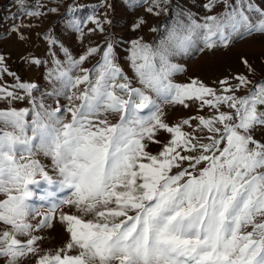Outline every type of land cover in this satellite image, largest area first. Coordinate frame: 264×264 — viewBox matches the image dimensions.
<instances>
[{
  "label": "snow or ice",
  "instance_id": "obj_1",
  "mask_svg": "<svg viewBox=\"0 0 264 264\" xmlns=\"http://www.w3.org/2000/svg\"><path fill=\"white\" fill-rule=\"evenodd\" d=\"M242 21L249 30L264 33V18L249 26L247 18L233 12L209 16L203 24H177L155 47L134 42L131 59L143 89L172 104L188 107L185 101L196 99L217 111L221 105L233 110L211 119L191 118L212 134L207 144L182 131L191 127L190 120L169 126L150 95L117 82L127 78L111 59V45L95 83L77 97L82 104L72 111L70 123L56 128L36 113L28 136L26 110L0 111V125L12 128L0 132V194L6 196L0 200V223L7 226L0 232V259L5 264H21L29 256L37 258L36 264H264V142L255 138L257 129L264 130V83L236 76L240 87L251 86L248 95L238 97L227 79L220 81L227 95H217L196 80L185 85L170 80L180 70L169 61L174 50L186 49L195 35L212 48L217 39H227L226 29L235 31ZM243 63L255 72L247 60ZM85 81L87 75L73 86ZM0 94L13 96L4 88ZM146 109L150 114L140 116ZM102 110L119 114V122L89 118ZM160 130L172 138L152 155L142 141L160 143L154 139ZM33 140L51 156L61 187L71 192L62 203L92 216H60L70 240L55 254L41 255L38 237L32 235L50 226L55 206L38 225L28 222L36 214L29 204V185L39 183L37 175L53 183L38 161L19 162L26 159L24 153L33 152ZM178 149L199 155H181ZM181 161H189L191 169L206 166L197 175L188 169L170 174Z\"/></svg>",
  "mask_w": 264,
  "mask_h": 264
},
{
  "label": "rangeland",
  "instance_id": "obj_2",
  "mask_svg": "<svg viewBox=\"0 0 264 264\" xmlns=\"http://www.w3.org/2000/svg\"><path fill=\"white\" fill-rule=\"evenodd\" d=\"M209 4L211 8L205 7ZM28 12L39 15H28ZM233 12L242 14L248 25L254 26L264 18L261 16L264 0H215V3L212 0H23L22 5L18 0H0V57L3 58L0 61V88L13 93L12 97L0 94V111L26 110L24 119L28 136L32 135L36 113H41L45 123L56 128L70 123L72 111L82 104L77 97L95 83L97 70L104 63V53L111 45V59L120 68L122 76L127 78L126 81L117 78V82H127L150 95L159 107L162 120L169 126L190 120L191 127L183 126L182 131L199 137V143L207 144V137L212 134L199 125L198 119L191 118L211 119L220 112L233 110L221 105L217 111L196 99L186 100L188 107L172 104L163 96L143 89L133 67L132 50L136 41L155 47L177 24H203L209 16L222 17ZM225 36L227 39L223 43L217 39L215 45L208 48L202 36L195 35L186 49L174 50L169 61L180 70L172 73L171 82L185 85L196 80L214 89L217 95H227L223 92L225 85L220 83L227 79L228 87L238 89L234 93L238 97L248 95L251 86L240 87L236 76H246L253 84L264 83V33L249 30L242 21L235 31L226 29ZM92 49L95 51L89 55ZM81 57L86 59L79 62ZM243 60L252 65L254 73L248 70ZM85 75L88 81L74 87L75 81ZM20 85L34 87L26 90ZM115 91L120 94L119 89ZM149 114L146 109L140 116ZM89 118L93 121L106 119L112 124L119 122V114L103 110ZM2 131H12V128L0 125ZM171 138V134L160 130L154 137L160 143L147 139L142 142L146 144V152L158 155ZM255 138L264 142V130L257 129ZM37 143L38 140L32 141L33 152L31 155L24 153L26 159L19 162L38 161L53 183L48 184L37 175L39 183L29 185L32 193L29 204L36 214L29 216L28 222L38 225L55 206L50 226L40 227L32 233L38 237L41 255L55 254L70 240L66 223L60 221V216L83 214L62 203L71 192L61 187L59 181L62 178L51 156L38 150L35 147ZM181 155L197 156L199 152L184 150ZM180 165L179 168L174 167L170 174L188 169L197 175L206 162L195 169L189 168V161H181ZM4 199L6 196L0 194V200ZM83 219L89 220L92 216L83 215ZM6 228L0 223V232ZM20 239L26 240L27 237ZM36 259L29 256L21 264H36ZM0 264H5L3 259H0Z\"/></svg>",
  "mask_w": 264,
  "mask_h": 264
}]
</instances>
